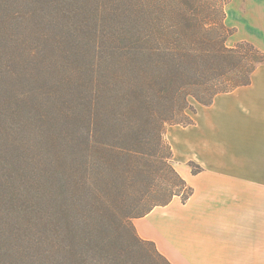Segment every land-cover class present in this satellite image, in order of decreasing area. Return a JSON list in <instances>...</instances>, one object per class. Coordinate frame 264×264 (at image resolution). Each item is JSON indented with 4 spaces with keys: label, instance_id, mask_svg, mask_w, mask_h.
I'll use <instances>...</instances> for the list:
<instances>
[{
    "label": "trees",
    "instance_id": "trees-1",
    "mask_svg": "<svg viewBox=\"0 0 264 264\" xmlns=\"http://www.w3.org/2000/svg\"><path fill=\"white\" fill-rule=\"evenodd\" d=\"M23 1L0 0V135H28L36 122V144L24 138L32 264H170L132 224L193 193L171 165L164 128L192 124L178 121L189 98L208 106L248 85L264 53L225 45L228 0H82L78 23L75 9L62 14L65 0L14 13ZM13 23L24 32L12 36Z\"/></svg>",
    "mask_w": 264,
    "mask_h": 264
},
{
    "label": "crops",
    "instance_id": "crops-1",
    "mask_svg": "<svg viewBox=\"0 0 264 264\" xmlns=\"http://www.w3.org/2000/svg\"><path fill=\"white\" fill-rule=\"evenodd\" d=\"M224 13L226 45L264 53V0H228ZM188 126L178 138L188 166H172L193 193L134 219L136 233L170 264H264V65Z\"/></svg>",
    "mask_w": 264,
    "mask_h": 264
},
{
    "label": "rangeland",
    "instance_id": "rangeland-1",
    "mask_svg": "<svg viewBox=\"0 0 264 264\" xmlns=\"http://www.w3.org/2000/svg\"><path fill=\"white\" fill-rule=\"evenodd\" d=\"M83 2L84 1L82 0H65V4L62 2L63 4L59 3L58 6L61 8V12L64 10L62 14L66 13L70 16L74 14L73 10L75 9V16L74 18L71 17L73 23H78L76 19V10H78L79 5ZM70 4H73L74 6ZM67 6H69L70 9H67ZM43 8H45L43 12L46 15L52 14L45 5ZM12 9L14 10V13L23 12L24 9L31 13L34 10V7L31 4V0H28L23 1L20 4H14ZM34 17L36 16L34 15ZM50 18H52L50 35L53 34L58 36V28L61 24L60 16L55 13L51 15ZM47 20L48 19H45L43 23H41L37 19V24L42 26ZM9 31L12 36H16L24 32V27L21 24L17 25L13 23ZM37 32L39 31L37 30ZM57 56L58 55L55 54L54 59L51 58V60L55 62ZM188 102L190 109L185 110L184 117L181 116L178 118V121H181V123L186 122L188 119L193 123L194 119L202 116L203 111L205 110V106L198 104L192 98H189ZM31 103L37 105V101L31 100ZM35 123L36 122H32L26 130L29 132L28 135L23 134L22 131L12 132L10 135H0V264H32V231L28 226V212L30 206L28 202L30 168L27 165L33 151L31 150V146L26 143L25 139L28 138V142L33 145L36 144L34 135H29L30 132H35ZM37 123L40 126V123ZM188 128L191 127L188 125L183 126L177 124H167L164 128V139L175 154V160L171 162V165L180 162L183 165L188 166V163L185 161L186 155L181 154L183 146L179 148L181 141L178 140V138L185 136ZM29 129L30 131H28ZM172 130L177 131L175 135L177 136L178 134V136L175 139L172 135ZM20 141L24 142V146L20 145ZM18 145H20V147H17ZM33 147L38 149L40 145ZM15 150H18L17 152H23L26 155H18ZM172 208L174 209L176 207L173 206ZM112 229L113 228L106 229V231L103 232L104 235L111 236ZM117 237L118 238L115 239L116 244L124 246L120 236Z\"/></svg>",
    "mask_w": 264,
    "mask_h": 264
}]
</instances>
